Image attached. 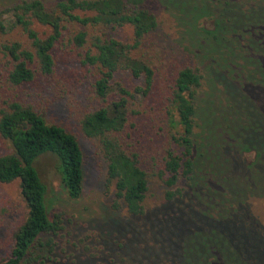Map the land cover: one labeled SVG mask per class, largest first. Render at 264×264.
Here are the masks:
<instances>
[{"label":"rangeland","instance_id":"1","mask_svg":"<svg viewBox=\"0 0 264 264\" xmlns=\"http://www.w3.org/2000/svg\"><path fill=\"white\" fill-rule=\"evenodd\" d=\"M19 1L0 0V9ZM150 9L158 22L153 37L161 56L157 79L165 83L161 72L172 73L190 62L184 46L196 53L190 59L202 75L196 100L193 185L187 187L180 180L177 187L181 195L168 199L165 191L169 187L151 178L143 213L128 212L115 194L114 182L106 178L98 139L87 137L81 130V117L90 106V73L69 49L59 50L55 69L48 77L15 90L0 80V98L16 93L23 101L35 104L48 122L61 124L74 133L83 152V190L75 199L63 189L55 156L46 153L36 160L46 185L49 217H58L60 228L56 233L41 235L22 264H209L219 253L224 257L215 260L259 264L253 248L263 238L255 237L256 226L239 204L248 190L264 192V118L250 99H257L255 91L264 85L248 76L263 66L260 53L250 54L248 40L252 37L256 50H264V0H152ZM195 22L209 30L219 22L225 32H216L220 36L216 41L218 51L211 50L209 44L213 34L205 39L192 25ZM234 27L239 31L235 32ZM228 28L232 33L227 32ZM37 30L42 36L49 32L45 26ZM112 33L120 40H129L132 31L124 26ZM234 34L241 50L252 57V65L241 60V67L231 61L229 47L233 46ZM116 79L128 87L141 84L140 79L124 70L116 74ZM243 146L252 149L244 152L242 160L238 151ZM4 151L0 140V154ZM255 156L252 169L241 172L239 167L244 161L249 163ZM213 179L220 184L213 187ZM195 190L200 191L203 208ZM245 200L262 224L259 228L263 233L264 196L248 194ZM208 208L221 209L222 215L214 211L219 216H212ZM26 212L18 180L0 182V260L10 254L13 233ZM218 217L220 221H214ZM247 233L254 237L251 247L245 245Z\"/></svg>","mask_w":264,"mask_h":264},{"label":"trees","instance_id":"2","mask_svg":"<svg viewBox=\"0 0 264 264\" xmlns=\"http://www.w3.org/2000/svg\"><path fill=\"white\" fill-rule=\"evenodd\" d=\"M151 1L20 0L0 9V80L9 88L15 90L51 75L59 50L69 49L90 73V106L81 117V130L87 137L98 139L106 162V178L114 182L116 196L133 215L143 213L151 178L169 187L165 191L168 199L181 195L177 187L180 180L189 187L194 179L196 100L202 75L190 59L196 53L184 46L191 63H184L172 73L161 72L165 83L157 79L161 56L153 38L158 22L150 9ZM192 25L205 39L213 34L214 40L209 44L211 50L218 51L216 41L220 36L216 32H225L219 22L212 30L198 27L196 22ZM38 26L47 27L49 32L40 35ZM124 26L131 28L129 40H120L112 33ZM227 32H231L229 28ZM234 36L233 46L229 47L231 61L252 65V57L246 56L238 36ZM248 44L250 54L260 53L263 65L248 76L264 85V50H256L252 37ZM123 70L140 79L141 84L128 87L116 79ZM255 92L257 99H250L264 118V88ZM0 99V140L5 149L0 154V182L18 180L27 208L24 221L13 233L10 254L0 264H22L41 235L56 233L60 228L58 217H49L46 185L37 171L36 160L42 154L54 155L63 189L75 199L83 190V152L77 136L61 124L48 122L35 104L23 101L16 93ZM242 148L238 155L243 160L244 152L251 147ZM254 160L256 156L249 163L244 161L240 171L252 169ZM219 184L216 180L211 182L213 187ZM248 194L264 196V192L248 190L239 204L256 226L255 237L263 238L253 251L259 264H264V232L245 204ZM200 200L203 208L204 201L201 197ZM214 211L220 214L222 210L211 211L212 216H219ZM214 221H220L219 217ZM221 237L230 243L228 237ZM244 240L251 247L254 237L247 233ZM214 257L209 264H229L221 259L224 254ZM216 257L221 258L215 260Z\"/></svg>","mask_w":264,"mask_h":264}]
</instances>
